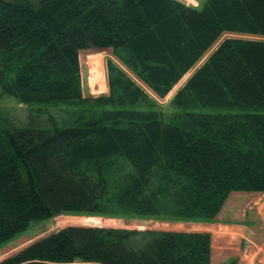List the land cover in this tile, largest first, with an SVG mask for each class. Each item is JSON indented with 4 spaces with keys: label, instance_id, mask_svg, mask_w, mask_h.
Listing matches in <instances>:
<instances>
[{
    "label": "trees",
    "instance_id": "obj_1",
    "mask_svg": "<svg viewBox=\"0 0 264 264\" xmlns=\"http://www.w3.org/2000/svg\"><path fill=\"white\" fill-rule=\"evenodd\" d=\"M227 33L264 39V0H206L202 9L178 0H0V92L79 108L64 127L0 125V249L62 214L213 223L228 200L264 193V40L220 42L175 95L170 121L111 62L109 95L81 91L80 54L109 51L163 98ZM210 109L220 112H202ZM68 224L81 226L0 264H211L209 233L59 221Z\"/></svg>",
    "mask_w": 264,
    "mask_h": 264
},
{
    "label": "rangeland",
    "instance_id": "obj_2",
    "mask_svg": "<svg viewBox=\"0 0 264 264\" xmlns=\"http://www.w3.org/2000/svg\"><path fill=\"white\" fill-rule=\"evenodd\" d=\"M187 6L196 8H203L206 0H178ZM226 38H241L249 40H264L260 37H252L246 35L224 34L220 40L202 57V59L189 71L181 81L174 86V88L165 97L161 98L154 94L150 89L143 85L139 80L131 74L126 67L118 61L109 51H92L88 53H82L79 56L80 65V85L84 98H100L102 96L109 95V81H108V65L111 62L120 70L125 71L138 83L147 93L151 101L155 105V109L162 113L165 120L170 121L178 109L174 108L171 104L177 92L183 88L186 82L191 78L194 72L199 69L204 62L208 59L211 53L217 48V46ZM92 62V63H91ZM95 72L100 83L103 84L99 87L97 83L94 86L92 82V75ZM101 76V77H100ZM104 79V80H103ZM101 85V84H100ZM79 108L73 105H25L21 104L16 99L3 95L0 92V125L7 129H17L26 127L27 125H34L37 127H49L51 124H57L60 127H64L70 124L72 119L76 116ZM205 113H217L219 109L203 110ZM261 197V196H259ZM260 201V200H259ZM264 199L257 203L256 207L262 208ZM255 208H253L255 210ZM247 210V203H242L239 206L232 205V224L242 225L243 227L248 224H252L255 227V223H252V217L249 216V223L239 221L240 210ZM237 210L235 213L234 211ZM252 211V210H251ZM254 215V214H253ZM80 218H99L108 221L111 226L104 228L126 229L131 231H151V232H187L192 228L194 223L178 220H158V219H136V218H116L107 216H85V215H71L62 214L51 220L33 223L30 229L22 235H19L16 240L10 242L6 246L0 249V263L4 260L13 257L31 246L33 243L48 237L49 235L63 230L68 227L81 226L79 224H68L64 226L59 225L61 219H80ZM229 218V217H228ZM255 217L254 220L255 221ZM239 221V222H238ZM217 220L213 223H216ZM251 222V223H250ZM85 227V226H84ZM94 227V226H93ZM257 228V239L264 240V223L259 220ZM248 240V241H247ZM250 240L245 239L240 242V251L250 246ZM74 264H86L83 262H75ZM263 264V263H262Z\"/></svg>",
    "mask_w": 264,
    "mask_h": 264
},
{
    "label": "crops",
    "instance_id": "obj_3",
    "mask_svg": "<svg viewBox=\"0 0 264 264\" xmlns=\"http://www.w3.org/2000/svg\"><path fill=\"white\" fill-rule=\"evenodd\" d=\"M263 199L264 193L244 198L243 202L247 203L248 209L240 210L239 221L249 223V216H251L253 218L251 221L255 223V227L258 226L259 220L263 224L264 203L261 204L262 208H255L257 203ZM241 203L242 201H237L236 204H233L232 200H228L217 217L216 223H194L193 227L187 230V232L209 233L211 235V264H262L264 261V240L257 239V228L252 224L245 227L236 225V222L232 224V205L236 207ZM234 212L236 213L237 210ZM254 217L255 221H253ZM246 238L250 240L249 244H251L242 252L239 244L242 239L245 240Z\"/></svg>",
    "mask_w": 264,
    "mask_h": 264
},
{
    "label": "bare ground",
    "instance_id": "obj_4",
    "mask_svg": "<svg viewBox=\"0 0 264 264\" xmlns=\"http://www.w3.org/2000/svg\"><path fill=\"white\" fill-rule=\"evenodd\" d=\"M92 63V62H91ZM98 75L95 74V72L93 73L92 75V82L94 81V86L98 83L99 84V87H102L103 84L100 83V79L97 78ZM101 77V76H100ZM104 80V79H103ZM101 84V85H100Z\"/></svg>",
    "mask_w": 264,
    "mask_h": 264
},
{
    "label": "water",
    "instance_id": "obj_5",
    "mask_svg": "<svg viewBox=\"0 0 264 264\" xmlns=\"http://www.w3.org/2000/svg\"><path fill=\"white\" fill-rule=\"evenodd\" d=\"M98 228H103V227H98Z\"/></svg>",
    "mask_w": 264,
    "mask_h": 264
},
{
    "label": "built area",
    "instance_id": "obj_6",
    "mask_svg": "<svg viewBox=\"0 0 264 264\" xmlns=\"http://www.w3.org/2000/svg\"><path fill=\"white\" fill-rule=\"evenodd\" d=\"M263 264H264V261H263Z\"/></svg>",
    "mask_w": 264,
    "mask_h": 264
}]
</instances>
